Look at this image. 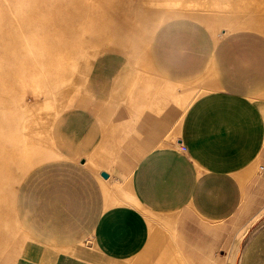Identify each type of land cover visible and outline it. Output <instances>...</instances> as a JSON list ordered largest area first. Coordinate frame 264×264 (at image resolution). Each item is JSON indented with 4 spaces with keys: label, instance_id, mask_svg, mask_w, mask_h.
<instances>
[{
    "label": "crops",
    "instance_id": "obj_1",
    "mask_svg": "<svg viewBox=\"0 0 264 264\" xmlns=\"http://www.w3.org/2000/svg\"><path fill=\"white\" fill-rule=\"evenodd\" d=\"M233 1L148 0L203 17ZM37 115L24 146L49 129V148L16 188L7 264H233L264 216V31L167 19L140 57H96L52 123Z\"/></svg>",
    "mask_w": 264,
    "mask_h": 264
},
{
    "label": "rangeland",
    "instance_id": "obj_2",
    "mask_svg": "<svg viewBox=\"0 0 264 264\" xmlns=\"http://www.w3.org/2000/svg\"><path fill=\"white\" fill-rule=\"evenodd\" d=\"M233 2L231 10L203 17L165 13L148 0H0V264L13 260L23 241L13 211L18 183L49 148V129L24 146L30 122L43 120L37 113L47 110L52 123L77 102L96 57H140L167 19L194 18L214 32L264 31V0ZM230 260L264 264V216L231 251Z\"/></svg>",
    "mask_w": 264,
    "mask_h": 264
},
{
    "label": "water",
    "instance_id": "obj_3",
    "mask_svg": "<svg viewBox=\"0 0 264 264\" xmlns=\"http://www.w3.org/2000/svg\"><path fill=\"white\" fill-rule=\"evenodd\" d=\"M101 175H102L103 177H106V174H105V173H102Z\"/></svg>",
    "mask_w": 264,
    "mask_h": 264
},
{
    "label": "built area",
    "instance_id": "obj_4",
    "mask_svg": "<svg viewBox=\"0 0 264 264\" xmlns=\"http://www.w3.org/2000/svg\"><path fill=\"white\" fill-rule=\"evenodd\" d=\"M261 169H263V167H261Z\"/></svg>",
    "mask_w": 264,
    "mask_h": 264
}]
</instances>
